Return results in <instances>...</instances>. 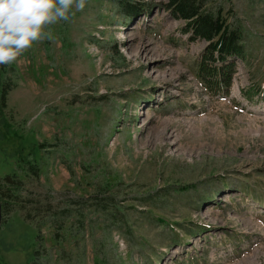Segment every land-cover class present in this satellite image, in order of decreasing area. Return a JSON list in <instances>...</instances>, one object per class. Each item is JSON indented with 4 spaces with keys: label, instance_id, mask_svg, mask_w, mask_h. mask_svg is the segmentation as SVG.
Instances as JSON below:
<instances>
[{
    "label": "rangeland",
    "instance_id": "1",
    "mask_svg": "<svg viewBox=\"0 0 264 264\" xmlns=\"http://www.w3.org/2000/svg\"><path fill=\"white\" fill-rule=\"evenodd\" d=\"M166 1L87 0L0 69V264H264V0H211L242 35L218 94Z\"/></svg>",
    "mask_w": 264,
    "mask_h": 264
},
{
    "label": "trees",
    "instance_id": "2",
    "mask_svg": "<svg viewBox=\"0 0 264 264\" xmlns=\"http://www.w3.org/2000/svg\"><path fill=\"white\" fill-rule=\"evenodd\" d=\"M165 7L175 19L183 21V31L189 41L202 40L203 53L197 64V76L200 83L212 94L227 93L233 74V59L242 55L241 30L227 20L226 10L219 2L211 0H167ZM134 7L125 10L126 15L133 14ZM5 65H0L4 72ZM13 67L11 66V69ZM9 82L0 81V109L5 107L6 94ZM27 169L38 175V166L27 164ZM0 206L1 215L11 210V203L18 202L20 178L13 172L0 176ZM20 206V205H19ZM22 208V207H21ZM24 216L29 218L28 211Z\"/></svg>",
    "mask_w": 264,
    "mask_h": 264
},
{
    "label": "clouds",
    "instance_id": "3",
    "mask_svg": "<svg viewBox=\"0 0 264 264\" xmlns=\"http://www.w3.org/2000/svg\"><path fill=\"white\" fill-rule=\"evenodd\" d=\"M87 0H0V65H11L34 42L53 39L49 26L69 21ZM49 28V30H45Z\"/></svg>",
    "mask_w": 264,
    "mask_h": 264
},
{
    "label": "water",
    "instance_id": "4",
    "mask_svg": "<svg viewBox=\"0 0 264 264\" xmlns=\"http://www.w3.org/2000/svg\"><path fill=\"white\" fill-rule=\"evenodd\" d=\"M0 220H1V206H0Z\"/></svg>",
    "mask_w": 264,
    "mask_h": 264
}]
</instances>
